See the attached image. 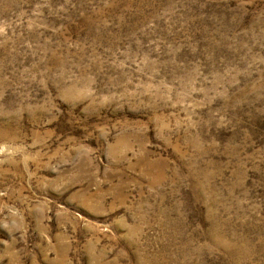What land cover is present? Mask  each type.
<instances>
[{"label":"rangeland","instance_id":"obj_1","mask_svg":"<svg viewBox=\"0 0 264 264\" xmlns=\"http://www.w3.org/2000/svg\"><path fill=\"white\" fill-rule=\"evenodd\" d=\"M0 264H264V0H0Z\"/></svg>","mask_w":264,"mask_h":264}]
</instances>
